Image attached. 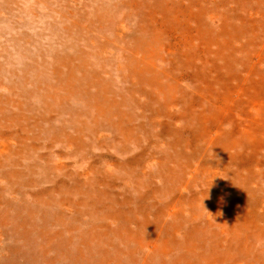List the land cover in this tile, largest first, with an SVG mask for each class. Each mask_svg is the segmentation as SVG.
<instances>
[{
    "label": "bare ground",
    "instance_id": "obj_1",
    "mask_svg": "<svg viewBox=\"0 0 264 264\" xmlns=\"http://www.w3.org/2000/svg\"><path fill=\"white\" fill-rule=\"evenodd\" d=\"M46 1L52 0H34L33 4L48 6ZM77 1L63 0L54 9L47 8L61 14L59 33L53 35V41L65 49L76 47L74 44L81 39L94 52L86 54L75 49L73 55L60 54L56 47L52 62L29 58L31 64L27 63L21 71L18 86L19 94L39 100L32 107L23 106L40 112L36 117L33 114L26 118L40 129L49 121L45 117L65 110L71 98L81 101L83 110L70 111V118L62 121L60 127L53 125L40 131L48 135L41 148L36 145L38 139L30 138L19 126L17 132L5 131L2 128L5 122L0 118V168L2 171L6 168V172L0 170V177L20 197L11 210L14 227L11 235L27 240L28 247L35 250L23 252L24 262L20 263L14 260L15 256L12 258L16 250L10 247V254L0 264L51 263L54 259L48 257L50 251L64 264H264V193L258 188V179L264 174V94H261V103L256 101L258 94L252 103L249 94H243L251 63L242 64L234 78L229 67L220 65L223 47L216 54L209 45L195 49L192 23L182 19L175 27H167L166 19L174 16L177 9L175 0L146 3L143 0H83L85 6L79 4L73 12L68 4ZM85 8L90 12H83ZM185 18L193 20L191 15ZM174 22L176 19L172 25ZM172 27L173 37L167 33ZM164 38L178 39L183 49L168 47L162 41ZM113 40L123 44L119 49L121 62L103 57V49ZM158 62L169 65L161 67ZM109 64L115 65L122 84L118 90L112 88L113 71L108 69ZM61 67L66 71L61 72ZM76 73L81 77L76 78ZM29 74L32 77H27ZM224 80L233 82L237 90L227 89L204 103L207 84L219 86ZM183 81L194 86L183 90L180 88ZM1 85L0 82V88ZM27 85L31 86L30 90L26 89ZM3 88L10 94L13 91L12 86ZM20 102L12 104L21 111ZM178 106L181 109L172 112ZM11 120L13 124L17 122L13 116ZM69 129L72 134L66 131ZM10 141L18 146L10 147ZM26 141L31 142L26 144ZM152 141L163 142L165 150L159 155L155 153L148 146ZM142 142L147 145L143 146ZM89 146L114 147L119 154L140 150L127 165L128 169L117 166L118 170L128 173L117 174L110 184L108 179L96 180L107 177L104 168L95 171L90 168L89 172L74 176L69 185L53 177L55 169L66 170L68 164L59 162L53 167L49 163L50 152L38 153L47 147H56L59 149L54 153L67 160L75 156L73 152ZM67 147L70 151H63ZM79 156L83 162L84 154ZM22 158L28 160L24 168L31 175L35 169L43 177L52 173L50 190L29 197L21 195L20 187L35 183L28 179L18 181L24 178L16 171ZM98 170L95 179L84 175H95ZM80 176L87 179L77 178ZM107 185H110L107 189L127 188L130 193L122 199L118 195L117 199L109 198ZM100 192L101 199H95ZM89 199L95 203L89 204ZM123 199L129 208L126 213H117L115 208ZM98 202L99 207L93 206ZM6 212L0 214V226L9 216ZM32 219H38L40 224L33 228ZM81 226L87 227L81 234L92 236L94 244L92 253L81 250L77 260L73 235L77 229L81 231ZM51 228L53 232L48 233ZM63 233L69 236L63 237ZM37 238L39 241H35Z\"/></svg>",
    "mask_w": 264,
    "mask_h": 264
},
{
    "label": "rangeland",
    "instance_id": "obj_2",
    "mask_svg": "<svg viewBox=\"0 0 264 264\" xmlns=\"http://www.w3.org/2000/svg\"><path fill=\"white\" fill-rule=\"evenodd\" d=\"M33 1L34 0H30V1L29 0H18V2H17V0H0V7H1L0 8V36H1L0 37V80H1L0 82L2 83L1 88H0V118H3V120L5 122L2 124V128L5 131L9 132V130H12L14 132H17L18 126H19L21 129H24L26 131V135H28L30 138L36 137L38 139V141L36 142V145L41 148L46 144L45 143V142H47L46 136H48V135H46V134L43 135V133H40V131L45 130V129L49 128L50 126H53V125H54L53 127L63 125L62 121L68 120L70 118V115H68V113L72 114V112H75V111L79 112V111L83 110V108H84L82 105L83 103H81V101H79L77 99L71 98L70 100H68L67 108H65V110H63V111L58 110L57 111L58 113L55 112L52 115V117H45L49 121L45 122L46 124H42L41 129L38 128L40 126L34 124L30 119H26V118L33 117V114H34V117H36L39 115L40 112L38 110H35V111L27 110V108L24 107L23 105L28 104L29 107H32L35 104H39V100H36L35 97H28L27 98L26 96H24V94H19L20 93V86H18V85L20 84L19 78L21 76V71L23 70L25 65L31 64L30 59H35L36 61L38 60V62H39L40 58H43L48 62H52L51 56H52L53 51L56 50L55 49L56 47H58V49H59L58 52L60 54L68 52L67 53L68 55H73V52L75 49H80L83 52H85L86 54H92L95 49L88 48L89 46L81 39H79L74 44L77 48L76 47H67L65 49H60L59 48L60 46H58L57 44L54 43V41H53L54 36L53 35L56 33L55 36H57V33H59L58 30L60 29V24L58 23V20H60L59 15H61V14H57V13H53L52 11H48L47 8L54 9L56 7L55 4L57 2L63 1V0L46 1V3L49 2L48 6L47 5L44 6L45 4L44 5L40 4V6H37V5L33 4ZM156 1L162 2L163 0H156ZM170 1L172 2L173 0H170ZM175 1H177V4H175V6H176L175 8H177V9L174 13V16L171 15L170 18L166 19L165 23L167 24V27L169 25L175 27V25L178 23V21L179 20L181 21L182 19L184 20V22L192 23L190 27L193 31V40H194L195 49H197V50L202 49L206 45H209L211 51L214 54H216L218 51V48L220 46L223 47L222 48L223 56H222V60H221L220 65H222V66L224 65L226 67H229V70L231 71V75L234 76V78L237 77L235 75L237 74V72L241 68V66H243L242 64H245L247 66L248 63H251V69H250V74H249V78H248L249 82L247 84L243 85V86H246V90H245V92H243V94H249L251 103L254 101L253 100L254 96L256 94H258L256 97V101L261 103L262 102L261 94H264V0H186V1L185 0H175ZM85 2H90V1L85 0ZM144 2L145 3L150 2V0H143V3ZM22 4L25 6H23ZM28 4H29V7H28ZM79 4H81V6H83V7L85 6V4L83 3V0H78L76 4L75 3H69L68 7L70 9L72 8V10L74 12L75 10H77L75 8H77L79 6ZM62 5H63V3H62ZM91 5H92V3H90V6ZM14 7H15V9H14ZM32 7H34V8H32ZM88 8H90L89 4H88ZM88 8H85V10H82V11L83 12L86 11L88 13V12H90V11H88L89 10ZM150 9L151 8H148L147 10H150ZM33 11H34L35 16H33ZM27 14L29 16V19H27L28 18ZM63 14L64 13H62V15ZM22 15L25 18H23ZM187 15L193 16V20L186 19L185 17ZM73 17L75 18V17H77V15L74 13ZM22 18H23V20H22ZM56 18H57V20H56ZM26 19L28 20V22ZM61 19L63 21H67L64 18H61ZM173 19H176V22H174L172 25ZM24 20H26V21H24ZM21 21H23L22 24H21ZM6 25H8V26H6ZM36 25H39V27H37ZM43 27H45V29ZM29 28H30V30H29ZM178 28L180 29L179 26H178ZM172 29H173V27L171 28V30H168L167 33L173 37ZM20 31H23V32H20ZM28 33L31 35H29ZM3 36L5 37V40H4ZM11 36L12 37L14 36L15 38L14 37L12 38ZM108 36L111 37L110 33ZM2 37H3V39H2ZM23 37L26 41L24 39H22ZM35 37L37 40L35 39ZM47 39H48V42L50 43L49 45H48ZM18 40H20V41H18ZM1 41H2V43H1ZM125 41L127 42L128 40L126 39ZM162 41H164L168 47L170 46L172 48H177L179 50L183 49V46H184L183 44H180L178 42V39H175V38H172V39L171 38L170 39L164 38ZM20 42L23 43L24 45H22ZM32 42L34 43V45ZM35 43H36V45H35ZM120 45H123V44L117 43V41L115 42L113 40L112 44L108 45L107 47H105V49H103V50H105L104 55L102 53H101V55H103V57H105V58L108 57V59L111 61H115V59H116L117 62L118 61L121 62V59H120L121 55L119 54V49L121 48ZM29 46L30 47L32 46V47L30 48ZM17 47H19V49ZM168 47H166L165 50H168ZM192 48H193V46H189V49H192ZM29 49L32 51H30ZM87 50H88V52H87ZM47 51H49V52H47ZM32 52H34V53H32ZM164 57L166 59L168 58L167 55H164ZM93 61H94V59H90V62L94 63ZM159 64H158L159 66L162 65L161 67H163V65L165 67L166 64H167V67L169 65L168 63H166V64L159 63ZM45 65H47V64H45ZM109 65L110 66L108 67V69L113 71L112 75H111L112 88H113V90H118L122 84H121L120 79L118 77V73L116 75L117 71H116L115 65H112V64H109ZM60 69H61V72L66 71L65 68L61 67ZM251 70H252V74H251ZM239 74H240V72L238 73V75ZM75 76H76V78L81 77L79 73H76ZM27 77H32V75L29 74V75H27ZM191 77L194 78L195 77L194 74L191 73ZM238 82H240V79L238 80ZM3 86H12V88H13L12 93L10 94L9 91H7L8 89L3 88ZM193 86H194V84L192 85L188 81H183L180 83V88L183 90H186V91L190 90ZM114 88H116V89H114ZM26 89L30 90L31 86L27 85ZM227 89L237 90L235 88L234 83L228 82V80H224L223 83H221L219 86L207 84V91L203 92V94H205V95H203L205 97L204 103L209 102L211 99L215 98L216 95L222 94ZM6 92H8V93L6 94ZM90 92H91V94H94L93 92H95V91H94V89H91ZM210 94H212V95H210ZM11 98H12V100H11ZM13 100L16 102H14ZM12 102L15 104L17 102H20L22 104V110L20 111V109L18 107H16L14 104H12ZM69 104H70V106H69ZM179 107L180 106L172 109V112L177 113L179 111V109H181ZM53 108L54 107H51V109H53ZM13 110H15V112ZM70 111H72V112H70ZM12 116L14 118H17V122H15L14 124L11 120ZM66 131L70 132L72 134V130L69 129ZM38 133H39V135H38ZM105 135L110 136L108 134H105ZM13 142L14 141H10L8 143L9 146L10 147H12V146L17 147L18 146L17 143H15V142L13 143ZM30 142L31 141H26L25 143L29 144ZM85 142L88 143V140H86ZM142 143H143L142 144L143 146L147 145L144 142H142ZM148 146L155 153H158V155L161 152H163V150H165V145L163 144V142H159V141H157L156 144H154V142L152 141V143ZM58 149L59 148H56V147L52 148V149L47 147V149L39 150L38 153H41V154H47V153L50 154L51 153L49 163L53 167H54V164H57L59 162L65 163L66 165L68 164V168L66 170L55 169L53 171V173H54L53 177H59L64 182H66V183L68 182L69 185H72V180H73L74 176L80 174L81 172H89L90 168H94V171L97 170V168H99V169L104 168L103 170L107 171V177L108 178L107 177H103V178L97 177V174L99 173L100 170H98L95 175H90V174L84 173L85 176L87 175L88 177H91L93 179H95L97 177L96 180H99V179H106L107 180L108 179L107 184H110L112 182L111 179H115V176L117 174L128 173V171L118 170L117 166L118 165H124V167L126 169H128L129 166H127V165L130 162H132L133 157L140 150V149H137L134 152L119 154L116 152V148H114V147L99 149L95 146H91V147L89 146L88 148H82L83 150H77L76 152H73L75 156L66 160V159H61L57 154L54 153V151L58 150ZM84 149H86V150H84ZM130 149H131V147H130ZM63 151L68 152V151H70V149L67 147V148H64ZM80 153L84 154V156H82L83 159L85 158V160L83 162L80 159V156H79ZM86 153H88L89 156L88 155L85 156ZM18 162H20V163H19V166L16 168L17 169L16 171H19L20 176L24 177L18 181H24V179H28L29 181H35L34 184H29L27 187L26 186L20 187V189H18V190H21V195L29 197L33 193L44 192V191L50 190L53 187L52 173L51 172H49L46 177H43V176H41L40 171L35 169L34 171H36V172L33 171V175H31L30 172L26 168H24L29 163L28 160L22 158V159H19ZM22 162H23V164H22ZM41 164H44V162H42ZM169 166H172V164H170ZM156 167H157V165H156ZM22 169H25V170H22ZM0 170L2 171L1 168H0ZM1 171H0V174H1ZM23 171H25L26 173ZM2 172H6V168H4V171H2ZM1 178L2 177H0V193L2 194V196H0V207H1L0 208V214L3 211L6 212L8 209L9 212H6V213L9 216H8L7 220L4 222L5 224H2V226H0V260L4 261V259H6L8 257V253L10 251L9 248L13 247V248H15L16 251L14 252L15 254L13 255L12 258H14V256H15L16 257L14 259L15 261L19 260L20 263H23L24 260L21 258L23 252L33 253V252H35V250L31 249L32 247H28V241L27 240L20 239L19 237H13L11 235V231H13V233H14V230H13L14 227L11 223V218L13 217V212H11V210L13 211L14 205L17 204L16 200L20 199V197L17 194H15V191H17V190H9V188H10L9 183L6 180H3V178L2 179ZM77 178L87 179L86 177H82V176L77 177ZM155 183L157 185H159L158 180H156ZM107 188H110V185L109 186L107 185L105 189H107ZM258 188H260L262 190V192L264 193V174H262L260 179H258ZM106 192H107L108 197L112 198V199H117V197H115L117 195L120 196V198L122 199V197H124L125 195H129V193H130L129 189H127V188H116L114 190L113 189L112 190L107 189ZM54 196L55 195L53 194V198H54ZM42 198L44 199V196H42ZM95 199H97V200L101 199V192ZM89 202H90V199L88 200V203ZM148 202H150V204H151L153 202V200L150 199ZM93 203H95V202H90L89 204H93ZM129 203H131V202H129ZM253 204H255V203H253ZM128 205L129 204H127V202L123 199L122 203L119 204L117 208H115V211L117 213H126L128 208H129ZM93 206L99 207L100 206L99 202ZM80 209H82V208H80ZM1 219H2V217H1ZM138 219H139V217H138ZM152 219L153 218H151L150 220H152ZM30 222H32L31 223L32 225H30V226H32L33 228L35 226H37V224L38 225L40 224V221L38 219H32ZM0 224H1V220H0ZM138 224H141V219H139ZM30 226H28V227H30ZM132 227H134V226H132ZM135 227L140 228V226H135ZM111 228H113L112 225H111ZM52 229H54V228H51L50 230H48V233H52L53 232ZM57 229H59V228H57ZM17 230L19 231V228ZM86 230H87L86 226H83V227L81 226V231L79 232V229H77V232L76 233L74 232V235H73L74 236V244L76 245V248L74 247V249L76 250V252H74V254H76L77 260H78V254L80 253L81 250H84V252L90 251L92 253V244H94L93 243V237L85 235V233L81 234L82 231L86 232ZM68 236L69 235H66L65 233H63V237H68ZM83 237H85V238H83ZM15 238H16V240H15ZM35 241H39V238H37ZM58 241H60V239ZM53 243L54 242H52L51 245ZM86 245L90 246L91 248L87 250L85 247H83ZM90 252H87V253H90ZM95 254H97V253H95ZM48 257H51L54 260H53V262L46 263V264H64L61 260L55 259V255H54L53 251H50V253L48 254ZM84 258L82 260H84Z\"/></svg>",
    "mask_w": 264,
    "mask_h": 264
}]
</instances>
